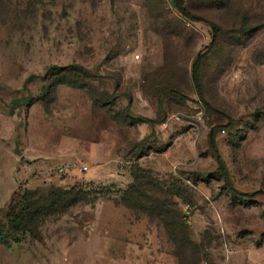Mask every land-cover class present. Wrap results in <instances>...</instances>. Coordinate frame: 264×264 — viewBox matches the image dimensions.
Returning a JSON list of instances; mask_svg holds the SVG:
<instances>
[{
	"label": "rangeland",
	"instance_id": "1",
	"mask_svg": "<svg viewBox=\"0 0 264 264\" xmlns=\"http://www.w3.org/2000/svg\"><path fill=\"white\" fill-rule=\"evenodd\" d=\"M185 3L0 0V264H264V0ZM86 185L8 230L16 194Z\"/></svg>",
	"mask_w": 264,
	"mask_h": 264
},
{
	"label": "trees",
	"instance_id": "2",
	"mask_svg": "<svg viewBox=\"0 0 264 264\" xmlns=\"http://www.w3.org/2000/svg\"><path fill=\"white\" fill-rule=\"evenodd\" d=\"M174 3L178 11L185 17L191 18L193 20H202L201 18H196L192 16L186 6L185 0H174ZM213 28V40L211 46L216 43L217 35L219 33V28L213 22H210ZM203 54H199L195 59L192 67V76L195 86L201 93V64L203 61ZM68 66H52L50 68V73L56 77H59L53 86L58 85H69L72 87H84L85 80L83 76L88 73L83 68H73L69 73L65 71ZM71 75V76H70ZM82 75V77H81ZM20 100L17 101V106H20ZM218 161L223 166V161L218 156ZM225 173V172H221ZM132 176L134 177L133 183L129 186V193H132L137 189L136 181H138V173L132 171ZM231 188V187H230ZM232 189V188H231ZM233 190V189H232ZM90 190L86 186L72 187L70 189L62 188L59 186H53L49 189H26L23 194H16L17 200L15 203L10 205L6 218L8 221V230L12 233H20L23 231H28L31 234L38 233L40 224L49 215L56 212H63L70 206L77 204L83 200H86ZM157 209V208H156ZM0 242L9 243L6 236H3V232L0 231Z\"/></svg>",
	"mask_w": 264,
	"mask_h": 264
},
{
	"label": "built area",
	"instance_id": "3",
	"mask_svg": "<svg viewBox=\"0 0 264 264\" xmlns=\"http://www.w3.org/2000/svg\"><path fill=\"white\" fill-rule=\"evenodd\" d=\"M83 169H84V170H87V169H88V167L84 166V167H83Z\"/></svg>",
	"mask_w": 264,
	"mask_h": 264
}]
</instances>
